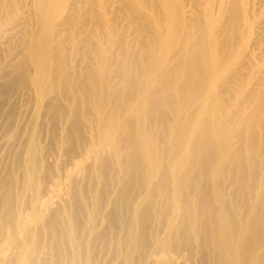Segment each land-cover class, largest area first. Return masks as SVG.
I'll list each match as a JSON object with an SVG mask.
<instances>
[{
	"label": "bare ground",
	"instance_id": "6f19581e",
	"mask_svg": "<svg viewBox=\"0 0 264 264\" xmlns=\"http://www.w3.org/2000/svg\"><path fill=\"white\" fill-rule=\"evenodd\" d=\"M0 264H264V0H0Z\"/></svg>",
	"mask_w": 264,
	"mask_h": 264
}]
</instances>
